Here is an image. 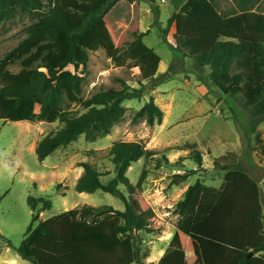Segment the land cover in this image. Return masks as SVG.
I'll list each match as a JSON object with an SVG mask.
<instances>
[{
  "label": "trees",
  "instance_id": "16d2710c",
  "mask_svg": "<svg viewBox=\"0 0 264 264\" xmlns=\"http://www.w3.org/2000/svg\"><path fill=\"white\" fill-rule=\"evenodd\" d=\"M120 1L0 0V25L18 15L36 19L27 28V38L0 59L6 67L20 65L29 83L1 88L0 98L15 100L18 111L25 104H33L29 123L62 124L59 131L38 144L36 154L41 163L82 136L89 142L110 136L125 118L124 103L142 97L138 91L116 89L102 90L88 99L82 97L89 52L104 45L100 22L107 19L116 29L113 9ZM126 1L131 5L139 0ZM229 1L234 8L224 12L216 0H178L180 12L169 18L168 28H176L172 48L195 60L200 68H210L211 84L223 96L242 102L255 134L264 124V12L258 11L264 0ZM127 9L125 18L132 27L136 24L135 13ZM206 12V19L198 22L197 16ZM182 16L190 20L191 29L186 34L178 28ZM217 25L228 40L215 34ZM149 34L135 32V41L130 44L141 58L153 55L144 44ZM116 62L124 64L118 59ZM162 77L169 79L167 74ZM140 121L152 127L163 123L164 112L154 98L134 116V122ZM256 140L261 143L259 135ZM155 155L142 142L113 144L110 157L116 176L108 184L102 181L107 174H101L90 163L81 165L84 174L76 191L110 194L125 204L124 212L84 205L41 222V215L52 210L53 203L44 197L29 196L32 223L19 248L21 257L31 264H154L147 262L150 250L142 253L144 235H161L163 231H156L137 211L135 195L142 191L145 174L134 186L127 173L133 164ZM192 159L203 164L198 151ZM164 161L168 163L167 158ZM215 166L220 162L216 161ZM222 170L226 174L220 188L197 181L189 186L175 213L188 225L200 264H264V209L259 181L232 166L225 165ZM194 174L175 175L173 183L183 184ZM59 245L66 246L64 254L57 252ZM250 254L253 257L249 258ZM158 264H188L179 232Z\"/></svg>",
  "mask_w": 264,
  "mask_h": 264
},
{
  "label": "rangeland",
  "instance_id": "374dc122",
  "mask_svg": "<svg viewBox=\"0 0 264 264\" xmlns=\"http://www.w3.org/2000/svg\"><path fill=\"white\" fill-rule=\"evenodd\" d=\"M216 1L224 12L234 8L229 0ZM178 3V0L166 4L160 0H139L130 5L121 0L113 9L116 29L107 19L100 22L104 45L89 52L83 99L109 89L142 93L140 99L124 103L125 118L113 128L110 136L95 142L86 141L82 136L41 163L36 154L38 144L59 131L62 124L29 123L33 104H25L18 111L15 100L0 98V264H31L19 254L32 223L29 196L44 197L53 203L52 210L41 215V222L84 205L125 211V204L110 194L101 191L79 193L75 189L80 179L79 171L84 172L81 167L84 163L107 174L102 177L104 184L115 178L110 151L117 142H142L156 154L152 159L133 164L127 173L134 186L145 174L142 191L135 195L137 211L156 231L180 232L188 253L191 252L186 238L188 225L175 213V208L190 185L197 181L206 186L211 181L220 185L226 174L222 167L228 165L262 183L264 196V124L253 134L249 112L240 100L223 96L211 84L210 68H200L195 60L172 48L176 28L175 25L168 28V20L173 14H179ZM128 7L135 13L136 24L132 27L125 18ZM258 11L264 12V5ZM206 15L207 12L201 13L196 20L203 22ZM34 22V17L18 15L13 21L0 25V59L27 38V28ZM178 28L182 33H189L188 16L180 17ZM148 31L150 34L144 38V44L153 55L141 58L130 44L135 41V32ZM214 32L228 40L218 25ZM116 59L123 61V66ZM164 74L168 75V80L162 77ZM28 83L27 72L20 65L0 64V89L23 87ZM152 98L164 112L163 123L152 127L146 121L134 122L136 113ZM76 109L84 113L81 106ZM257 135L261 143L257 142ZM196 151L203 156L201 166L192 159ZM216 161L220 166H215ZM191 171L195 174L187 182L173 183L175 175ZM126 195L129 196L127 192ZM158 210L165 212L162 213L166 214L164 220L157 217ZM157 237L158 233L144 235L142 253L148 254L152 247L146 239L156 241ZM158 246L153 244L154 252L147 262L159 261ZM66 251L64 245L57 247L59 254ZM191 264L196 263L191 260Z\"/></svg>",
  "mask_w": 264,
  "mask_h": 264
},
{
  "label": "crops",
  "instance_id": "0c3cea01",
  "mask_svg": "<svg viewBox=\"0 0 264 264\" xmlns=\"http://www.w3.org/2000/svg\"><path fill=\"white\" fill-rule=\"evenodd\" d=\"M83 171H79V176L81 178V176L83 175ZM222 181L220 183V185H216L214 181H211L210 183H208L207 186L209 187H214V188H220L223 184V181H224V176H222ZM258 181V180H257ZM260 186L262 185V183H259ZM262 187V186H261ZM263 191H262V205H263ZM263 209H264V206H263ZM158 214H157V217L161 218L162 220H164V218L166 217V214H162V213H165L164 211L161 212L160 210H158ZM177 233V231L175 232H172V231H168L166 232V229L163 230L162 234L161 235H158L157 237V240L156 241H151L152 239L148 238L146 239V242L149 241V243L151 244L152 247H150V257L152 255V253L154 252V249H153V244L157 243L160 248V254H159V261L154 263V264H158L160 262V260L163 258V256L165 255L166 253V250L167 248L169 247V244L171 242V240L173 239L174 235ZM180 233V232H179ZM187 238V242H188V246H189V250H191L190 253H188L185 249V246H184V250H185V253H186V257H187V261H188V264H191V260L194 261L196 264H200L198 258L196 257L195 255V252H194V248H193V245L191 243V239H190V234L188 233V235L186 236ZM149 257V258H150ZM148 258V259H149Z\"/></svg>",
  "mask_w": 264,
  "mask_h": 264
},
{
  "label": "built area",
  "instance_id": "2783aa9c",
  "mask_svg": "<svg viewBox=\"0 0 264 264\" xmlns=\"http://www.w3.org/2000/svg\"><path fill=\"white\" fill-rule=\"evenodd\" d=\"M160 1H161V3H163V4H166V3L170 2L171 0H160Z\"/></svg>",
  "mask_w": 264,
  "mask_h": 264
},
{
  "label": "water",
  "instance_id": "95a60500",
  "mask_svg": "<svg viewBox=\"0 0 264 264\" xmlns=\"http://www.w3.org/2000/svg\"><path fill=\"white\" fill-rule=\"evenodd\" d=\"M253 257V254H250L249 258Z\"/></svg>",
  "mask_w": 264,
  "mask_h": 264
}]
</instances>
